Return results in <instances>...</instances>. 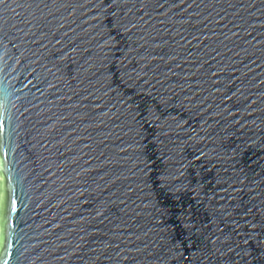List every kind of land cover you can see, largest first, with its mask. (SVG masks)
Instances as JSON below:
<instances>
[{
	"label": "water",
	"instance_id": "95a60500",
	"mask_svg": "<svg viewBox=\"0 0 264 264\" xmlns=\"http://www.w3.org/2000/svg\"><path fill=\"white\" fill-rule=\"evenodd\" d=\"M0 264H264V0H0Z\"/></svg>",
	"mask_w": 264,
	"mask_h": 264
},
{
	"label": "snow or ice",
	"instance_id": "6c2138e0",
	"mask_svg": "<svg viewBox=\"0 0 264 264\" xmlns=\"http://www.w3.org/2000/svg\"><path fill=\"white\" fill-rule=\"evenodd\" d=\"M165 211H167V210H165ZM185 227H186L189 231H191V222H186ZM174 250H175V249H174Z\"/></svg>",
	"mask_w": 264,
	"mask_h": 264
}]
</instances>
